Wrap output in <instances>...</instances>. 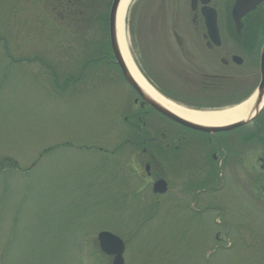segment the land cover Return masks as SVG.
I'll list each match as a JSON object with an SVG mask.
<instances>
[{
	"label": "rangeland",
	"instance_id": "374dc122",
	"mask_svg": "<svg viewBox=\"0 0 264 264\" xmlns=\"http://www.w3.org/2000/svg\"><path fill=\"white\" fill-rule=\"evenodd\" d=\"M100 1L98 12L93 0H0V264H112L101 232L125 243L126 264H264V208L236 190L218 141L193 136L175 165L160 155L173 185L159 206L138 184V149H85L111 153L131 135L122 119L133 96L109 64L111 0ZM133 8L130 54L165 98L218 110L247 95L235 82L204 90L158 61Z\"/></svg>",
	"mask_w": 264,
	"mask_h": 264
},
{
	"label": "flooded vegetation",
	"instance_id": "af4514ba",
	"mask_svg": "<svg viewBox=\"0 0 264 264\" xmlns=\"http://www.w3.org/2000/svg\"><path fill=\"white\" fill-rule=\"evenodd\" d=\"M132 12H144L146 46L161 49L158 61L163 55L162 60L187 69V74L180 71L182 77H189L186 81L193 82L191 73L207 82L201 83L207 91L218 90L224 82L245 86L247 95L239 105L256 96L253 116L235 129L209 134L172 122L130 91L133 103L124 123L131 135L123 144L126 150H141L139 165L134 163L140 173L138 184L145 189L161 187L163 181L167 195L173 177L160 155L172 156L173 165L179 164L182 145L202 136L207 145L220 144L225 158L221 167L241 196L264 208V0H137ZM147 72L144 66L148 76ZM152 116L165 128H157ZM117 152L118 148L112 155ZM208 159L217 162V151L210 152Z\"/></svg>",
	"mask_w": 264,
	"mask_h": 264
},
{
	"label": "bare ground",
	"instance_id": "6f19581e",
	"mask_svg": "<svg viewBox=\"0 0 264 264\" xmlns=\"http://www.w3.org/2000/svg\"><path fill=\"white\" fill-rule=\"evenodd\" d=\"M135 0H122L118 13V40L120 44L121 51L126 60L129 69L135 80L138 82L139 86L154 100L159 104L168 108L170 111L180 116L181 118L192 122L200 126H207L212 128H220L227 126L245 119L253 105L254 99H251L241 105L234 107H227L221 109L220 111H214L211 113L206 112H195L190 111L185 108L176 106L169 100L165 99L161 94H159L152 86H150L146 80L139 73L135 63L133 62L132 56L130 54V40L128 33V15L129 9Z\"/></svg>",
	"mask_w": 264,
	"mask_h": 264
},
{
	"label": "water",
	"instance_id": "95a60500",
	"mask_svg": "<svg viewBox=\"0 0 264 264\" xmlns=\"http://www.w3.org/2000/svg\"><path fill=\"white\" fill-rule=\"evenodd\" d=\"M122 0H115L111 14H110V37H111V45L112 50L114 53V56L116 58L117 64L120 66L122 73L124 75L125 80L127 83L135 89L142 97L145 99L152 107H154L157 111H159L161 114L166 116L167 118L178 122L180 124H183L189 128L203 131V132H211V131H220L224 128H210L205 126H200L197 124H193L192 122H189L175 113L171 112L169 109L165 108L161 104H159L157 101L153 100L151 97H149L145 91L139 86L137 81L135 80L134 76L132 75L127 63L125 62L120 45L118 42V30H117V19H118V11ZM236 125H233L230 128H234ZM227 129V128H226ZM99 242H100V248L103 253H105L108 256L114 257L113 264H125L123 259V254L125 251V246L123 242L108 233H103L99 236Z\"/></svg>",
	"mask_w": 264,
	"mask_h": 264
}]
</instances>
